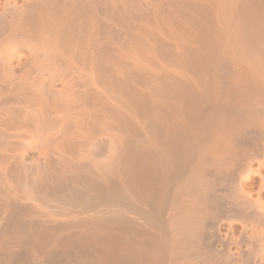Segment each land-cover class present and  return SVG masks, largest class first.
<instances>
[{"label": "bare ground", "instance_id": "6f19581e", "mask_svg": "<svg viewBox=\"0 0 264 264\" xmlns=\"http://www.w3.org/2000/svg\"><path fill=\"white\" fill-rule=\"evenodd\" d=\"M0 264H264V0H0Z\"/></svg>", "mask_w": 264, "mask_h": 264}]
</instances>
